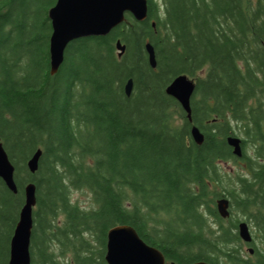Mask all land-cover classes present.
Listing matches in <instances>:
<instances>
[{
	"label": "trees",
	"instance_id": "1",
	"mask_svg": "<svg viewBox=\"0 0 264 264\" xmlns=\"http://www.w3.org/2000/svg\"><path fill=\"white\" fill-rule=\"evenodd\" d=\"M55 3L0 0V137L18 186L14 193L0 178V264L29 182L31 264H106L107 233L118 224L132 225L167 264H264V0H148L146 19L127 14L107 35L71 42L51 74ZM181 74L196 83L192 122L166 92ZM239 133L242 157L227 140ZM231 161L241 171H225ZM73 189L88 190L91 206L74 201ZM224 196L227 218L217 208ZM241 221L253 227L251 243Z\"/></svg>",
	"mask_w": 264,
	"mask_h": 264
},
{
	"label": "water",
	"instance_id": "2",
	"mask_svg": "<svg viewBox=\"0 0 264 264\" xmlns=\"http://www.w3.org/2000/svg\"><path fill=\"white\" fill-rule=\"evenodd\" d=\"M148 0H56L48 10L52 23L49 39L50 73L58 72L62 65L65 52L69 44L77 39L89 36L109 34L112 29L127 20L131 14L137 20H144L148 16ZM122 56L126 44L120 39L116 44ZM149 62L152 67L157 66L156 52L151 42L146 43ZM195 80L186 74L178 75L166 88L167 94L173 96L187 112L192 122L191 98L195 90ZM134 81L129 78L125 91L131 95ZM192 136L198 144L204 142V133L197 125L191 129ZM228 143L237 157L243 156L242 138L229 136ZM42 149L38 148L28 161L32 172L37 171ZM16 167L11 160L4 142L0 137V178L14 193L18 192L15 180ZM25 202L19 214L10 243V258L8 264H31V237L34 226V208L37 203L36 184L29 182L25 185ZM220 215L227 218L231 215V199L221 197L217 200ZM239 234L246 243L253 241L251 227L247 221L239 224ZM249 252L254 248L250 246ZM106 264H167L164 253L153 245L148 244L129 224H118L107 233ZM190 264H211L206 260L195 261Z\"/></svg>",
	"mask_w": 264,
	"mask_h": 264
},
{
	"label": "rangeland",
	"instance_id": "3",
	"mask_svg": "<svg viewBox=\"0 0 264 264\" xmlns=\"http://www.w3.org/2000/svg\"><path fill=\"white\" fill-rule=\"evenodd\" d=\"M239 136L241 138L244 137L241 133H239ZM252 152H253V149H252V146H251V147H249V153L251 154ZM222 166L225 169V171H227L229 173H235L237 171H241V169H242L241 165L236 164L233 161L223 163ZM71 195H72V199L74 201H79L82 206H88V207L91 206V203H92L91 199L92 198H91V194H90V192L88 190H85V189H73ZM252 228L253 227L251 226V231H252ZM252 234L254 235V232H252ZM249 248H250V246H247V244L244 245V250L246 252H249ZM55 249L58 251L57 246H55ZM253 253H249V254L251 255Z\"/></svg>",
	"mask_w": 264,
	"mask_h": 264
}]
</instances>
